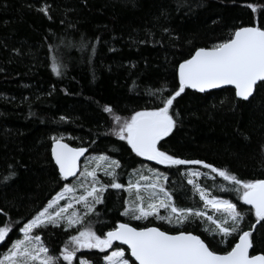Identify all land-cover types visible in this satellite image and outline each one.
<instances>
[{
	"label": "trees",
	"instance_id": "1",
	"mask_svg": "<svg viewBox=\"0 0 264 264\" xmlns=\"http://www.w3.org/2000/svg\"><path fill=\"white\" fill-rule=\"evenodd\" d=\"M45 5L47 14L41 11ZM249 5L262 6L264 0H0V226L12 225L7 239L22 237L18 228L63 187L51 155L52 137L63 136L71 146L87 148V155L118 160L122 184L145 165L157 169L168 176L165 186L178 207L207 210L210 216L212 210L205 209L188 183L190 167L202 169L206 175L195 181L211 196L237 203L246 213L243 230L256 224L251 254H264V222L256 223L251 206L223 190L229 187L223 178L213 179L203 165H160L138 156L112 134L114 116L126 119L135 111L156 107L159 97L151 93L157 89H163V95L176 90L179 64L199 48L229 39L240 26L264 23L259 7L254 11ZM54 58L66 65L61 76L53 71ZM106 105L114 108V115L103 110ZM174 107L178 127L161 141L162 151L229 169L242 179H264V87L248 101L230 87L206 93L188 88ZM12 169L16 176L5 183L3 177ZM102 181L108 183L110 177ZM128 199L126 190L109 188L84 225H92L98 235L121 221L137 228L189 231L218 253L238 241V234L222 241L206 217L183 224L153 217L135 220L123 215ZM220 217L213 214L214 219ZM38 234L57 256L77 233L49 225ZM117 247L124 248L114 243L104 252L80 250L73 264L82 258L104 264L103 257ZM5 252L0 246V258Z\"/></svg>",
	"mask_w": 264,
	"mask_h": 264
},
{
	"label": "snow or ice",
	"instance_id": "2",
	"mask_svg": "<svg viewBox=\"0 0 264 264\" xmlns=\"http://www.w3.org/2000/svg\"><path fill=\"white\" fill-rule=\"evenodd\" d=\"M249 7L254 11L259 7L264 16V5ZM41 11L47 14L49 6L45 5ZM92 50L94 52L95 48ZM52 68L57 76H61L66 65L54 58ZM178 77V88L168 95H163V89L151 93L159 97L156 107L135 111L126 119L114 116L116 126L112 129V134L126 141L138 156L156 161L160 165H203L214 174L213 179L218 175L228 182L229 187H224V191L236 193L238 202L242 201L243 204L251 206L249 211L254 213L256 223L264 222V179H242L229 169L219 168L202 160L182 159L162 151L160 147L161 141L178 127L179 113L174 104L186 89L204 92L206 89L234 85L236 96L248 101L250 97H254L258 87H264V23L240 26L229 39L211 48H199L191 58L179 64ZM103 110L114 115L111 105L104 106ZM52 140V155L65 183L47 206L38 210L18 228L22 237L9 240L7 238L12 231V225L5 222L0 226V246L6 248L0 264H62L63 261L73 264L81 249H99L104 252L113 248L116 241L130 247L131 257L138 264H264V254L250 255V250L254 247L252 236L256 224L243 230L242 223L246 213L238 209L237 203L211 196L206 187H202L194 179H189L188 183L193 185L195 193L204 201L205 209L221 212L223 218L214 219L206 210L196 207H178L173 193L165 186L168 176L158 170L149 169L151 175L141 174L134 183L129 181L125 185L119 182L116 171L120 167L118 160L99 155L92 161H87L81 169L80 157L88 149L70 147L64 142L63 136H54ZM93 161L95 167L90 168ZM98 171H103L105 176L110 177V181L104 183L99 178ZM188 175L197 177L206 173L192 170ZM15 176L16 172L12 169L3 177V181L6 183ZM69 178H76L78 183L68 182ZM109 188L126 190L129 193L130 198L123 212L125 216H131L135 220L153 217L168 224H172L174 220L177 224H183L190 218L206 217L213 223L214 231L221 236L222 241L237 234L238 241L229 251L221 254L212 250L200 235L189 231L169 232L159 227L136 228L128 223H119L103 235H98L92 225H84V219L95 213L96 205L103 204L104 193ZM78 191L80 194L76 195ZM61 200H66L65 204L61 205ZM76 205L83 206V215ZM161 209L167 214L161 215ZM49 225H63L67 229H75L77 233L69 237L57 256L50 254L43 236L38 234ZM261 226L264 227V224ZM103 259L107 264H129L124 249L120 247L106 254ZM78 264L90 262L80 260Z\"/></svg>",
	"mask_w": 264,
	"mask_h": 264
},
{
	"label": "rangeland",
	"instance_id": "3",
	"mask_svg": "<svg viewBox=\"0 0 264 264\" xmlns=\"http://www.w3.org/2000/svg\"><path fill=\"white\" fill-rule=\"evenodd\" d=\"M97 156H99L98 154H89V155H87L86 157H85V159L83 160V162H82V167H81V169L84 167V165H85V163L87 162V161H92L93 160V158L94 157H97ZM146 167H143L142 169H136V170H134V172H132V177H130V181L131 182H135L137 179H139V175H145V176H149V175H151V173L149 172V169H153V168H151V167H149L148 165H145ZM89 167L91 168V167H95V162L93 161V163H91L90 165H89ZM154 170H157V169H154ZM192 170H199L197 167H194V166H192V167H190V169H189V172L190 171H192ZM199 171H201L202 172V169L201 170H199ZM160 172V171H159ZM161 173V172H160ZM78 176H79V174H78ZM98 176H99V178L102 180V177L103 176H105L104 175V172L103 171H98ZM197 177H199V176H197ZM197 177H191V176H189V179H196ZM70 183H73V184H77L78 183V181H77V179L75 178V179H73L72 181H70ZM80 193H79V191L76 193V195H79ZM55 197V196H54ZM129 198H130V196H129ZM219 198H221V197H219ZM68 198H66V200H67ZM222 199H225V198H222ZM66 200H61L60 201V204L61 205H63V204H65V202H66ZM129 200V199H128ZM228 200V199H227ZM76 208L78 209V210H80V212H81V215H83V206L82 205H76ZM208 209H210V210H212L211 208H208ZM161 210H163V209H161ZM160 210V211H161ZM70 212L72 211L71 209L69 210ZM207 211V210H206ZM167 213H166V211H165V213H161V215H166ZM213 214H218V215H220L221 217H220V219H222L223 218V215H222V213L221 212H216V211H214V210H212V214H210V216H212L213 217ZM175 221V220H174ZM124 249V248H123ZM81 250H86V249H81ZM113 250H115V249H112L110 252H109V254L113 251ZM124 252H125V258L126 259H129L128 257H127V255H126V250L124 249ZM3 257V256H2ZM1 257V258H2ZM81 260H83V261H88L87 259H85V258H82ZM90 262V261H89ZM90 264H92L91 262H90ZM104 264H107V262L105 261V263ZM129 264H133L132 262H131V260L129 259Z\"/></svg>",
	"mask_w": 264,
	"mask_h": 264
},
{
	"label": "water",
	"instance_id": "4",
	"mask_svg": "<svg viewBox=\"0 0 264 264\" xmlns=\"http://www.w3.org/2000/svg\"><path fill=\"white\" fill-rule=\"evenodd\" d=\"M227 87H230V88H233L234 90H235V86L234 85H224V86H221V87H218V88H215V89H206L204 92H200L198 89H191V88H189V89H191V90H194V91H196V92H199V93H206V92H209V91H212V90H219V89H222V88H227ZM239 98V97H238ZM251 98V97H250ZM249 98V99H250ZM240 99H242V98H240ZM64 142L65 143H67L65 140H64ZM67 144H69V143H67ZM54 146V142H53V144H52V147ZM69 146L70 147H73V146H71L70 144H69ZM52 147H51V150H52ZM73 148H76V147H73ZM51 155H52V151H51ZM87 156V152L83 155V156H81L80 157V166L82 167V162H83V160L85 159V157ZM52 159L54 160V157H53V155H52ZM55 162V161H54ZM58 167V166H57ZM59 170V169H58ZM79 174V173H78ZM77 174V175H78ZM73 179H75V178H69V181H72ZM119 223H127V222H123V221H121V222H119ZM118 223V224H119ZM117 224V225H118ZM129 224V223H128ZM116 225V226H117ZM131 225V224H130ZM131 226H133V225H131ZM133 227H135V226H133ZM149 227H156V226H149ZM137 228V227H136ZM162 230V229H161ZM164 231V230H163ZM114 243H116V244H118V245H120V246H122V247H124V248H126L128 251H129V255H130V257H131V250H130V247L129 246H127V245H124L121 241H116V242H114ZM221 254H223V253H221ZM258 254H262V253H258ZM250 255H256V254H251V250H250ZM131 259L132 260H134V262L136 263V264H138V262L137 261H135V258L134 257H131Z\"/></svg>",
	"mask_w": 264,
	"mask_h": 264
}]
</instances>
